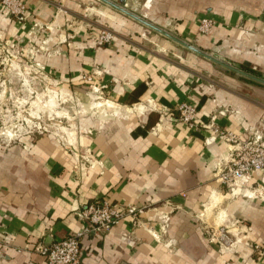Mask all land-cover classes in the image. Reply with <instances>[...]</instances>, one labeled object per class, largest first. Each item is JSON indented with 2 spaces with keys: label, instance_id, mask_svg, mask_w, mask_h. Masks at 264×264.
Returning a JSON list of instances; mask_svg holds the SVG:
<instances>
[{
  "label": "crops",
  "instance_id": "obj_1",
  "mask_svg": "<svg viewBox=\"0 0 264 264\" xmlns=\"http://www.w3.org/2000/svg\"><path fill=\"white\" fill-rule=\"evenodd\" d=\"M22 1L24 20L0 3V53L12 44L48 82L90 84L111 110L81 124L74 143L0 138V225L11 242L0 243V264H48L30 247L73 234L78 212L103 199L142 211L85 235L80 264H264V203L216 180L226 143L206 142L211 129H190L178 110L192 103L198 120L214 114L240 137L261 125L259 81L224 64L264 79V0ZM204 17L214 20L207 34ZM102 27L114 39L97 47ZM217 226L237 242L220 248Z\"/></svg>",
  "mask_w": 264,
  "mask_h": 264
},
{
  "label": "built area",
  "instance_id": "obj_2",
  "mask_svg": "<svg viewBox=\"0 0 264 264\" xmlns=\"http://www.w3.org/2000/svg\"><path fill=\"white\" fill-rule=\"evenodd\" d=\"M5 10L18 20H24L28 14L26 4L22 0H0ZM214 20L208 17L201 18L198 24V31L207 34L211 31ZM114 34L106 28H102L94 37V46L110 44ZM9 47L12 44H8ZM88 79V77H86ZM179 120L185 123L190 129H197L199 126H206L211 129L212 135L206 142L210 143L215 139L223 140L227 145V156L215 166L216 180L225 185L231 193L237 189L245 188L246 196L264 203V120L261 125L253 127L251 133L240 137L234 132L220 128L215 123L213 114L208 122L197 119V108L194 104L183 102L178 106ZM223 113V111H219ZM252 184L249 186V183ZM136 206L118 208L107 199L95 201L88 204L78 212L79 218L83 221L82 227L66 237L44 244L37 242L32 248L35 252L43 255L48 264H80L81 241L85 235H99L109 230L125 216L135 217L141 213ZM220 248H227L237 242L234 237L224 230L223 226H217L210 235ZM0 243L9 245L11 242L2 238L0 225ZM259 248V246H256ZM264 260V251L262 252Z\"/></svg>",
  "mask_w": 264,
  "mask_h": 264
},
{
  "label": "rangeland",
  "instance_id": "obj_3",
  "mask_svg": "<svg viewBox=\"0 0 264 264\" xmlns=\"http://www.w3.org/2000/svg\"><path fill=\"white\" fill-rule=\"evenodd\" d=\"M19 55L14 46H5L0 53V138L46 134L74 143L80 126L95 118L97 110H111L99 89L84 82L81 86L48 82L41 66ZM234 78L243 89L249 88L245 77L237 73ZM259 83L251 87L264 96V83Z\"/></svg>",
  "mask_w": 264,
  "mask_h": 264
},
{
  "label": "water",
  "instance_id": "obj_4",
  "mask_svg": "<svg viewBox=\"0 0 264 264\" xmlns=\"http://www.w3.org/2000/svg\"><path fill=\"white\" fill-rule=\"evenodd\" d=\"M176 41H178V42L184 44L185 46L191 48L192 50H195V51H197V52L203 54L204 56L208 57V55L204 54L201 50H197V49H196L194 46H192L191 44L185 43V42H183V41H181V40H179V39H176ZM210 58H211V57H210ZM212 59H213V58H212ZM213 60H215V59H213ZM216 61H217V60H216ZM217 62L221 63L220 61H217ZM223 64H224V63H223ZM224 65H225L227 68H229V69H231V70H234V71H236V72H238V73H240V74H242V75L248 76L249 78H252V79H254V80H257V81H259V82L264 83V79H262V78H259V77H257V76L251 75V74H249V73H246V72H244V71H242V70H240V69H238V68H235V67H233V66H231V65H228V64H224Z\"/></svg>",
  "mask_w": 264,
  "mask_h": 264
},
{
  "label": "trees",
  "instance_id": "obj_5",
  "mask_svg": "<svg viewBox=\"0 0 264 264\" xmlns=\"http://www.w3.org/2000/svg\"><path fill=\"white\" fill-rule=\"evenodd\" d=\"M244 79H247V78H244ZM248 81H250L249 79H247ZM252 81V80H251Z\"/></svg>",
  "mask_w": 264,
  "mask_h": 264
}]
</instances>
